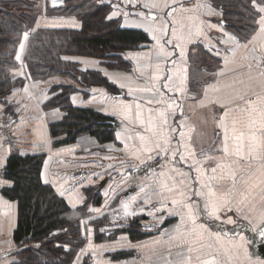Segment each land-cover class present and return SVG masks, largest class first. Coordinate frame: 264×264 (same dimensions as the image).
I'll return each instance as SVG.
<instances>
[{"label":"snow or ice","instance_id":"6c2138e0","mask_svg":"<svg viewBox=\"0 0 264 264\" xmlns=\"http://www.w3.org/2000/svg\"><path fill=\"white\" fill-rule=\"evenodd\" d=\"M128 2L132 3V0ZM142 6L149 12H139L140 22L134 26L142 28L154 41L152 52L137 58L136 71L145 77L144 86L120 83L119 87L127 88L129 95L147 93L145 103L161 107L148 108L145 116L140 103L133 109L131 104L113 97L112 111L126 121L122 132L116 133L117 139L124 136L123 150L141 164L156 160L159 163L154 169L149 165L147 177L152 182L141 185L129 201L121 202L124 215L135 214L129 212V208L141 194L144 204L155 198L160 202L156 211H167L169 216L179 218L166 239L162 233L154 242L157 246H167L164 264H228L239 251L247 253L248 240L240 231L229 236L214 228L231 224L240 229L247 228L264 240V0H251L256 27L247 43L241 44L236 37L224 33L227 39L222 42L232 47L224 55V69L219 75L224 76L230 71L233 76L229 82L217 81L205 87L204 99L199 101L201 108L211 104L223 109L218 120L213 117L216 127L221 130L216 133L220 139L216 154L197 153L192 142L195 128L185 119L178 125L175 123L177 110L183 116L182 106L175 97L177 93L181 96L187 93V46L205 35V26L222 30L223 25L210 24L203 19L217 14L206 0H190L189 6L180 0H145ZM116 15L113 12L108 19ZM124 15L127 18L128 14ZM28 40L29 32L25 31L19 41L17 61H21ZM153 54L156 57L154 63ZM216 54L220 53L217 51ZM140 59L147 63L141 65ZM169 61L170 69L166 67ZM210 91L217 95L210 97ZM166 92L172 93V97H166ZM177 134L179 139H175ZM208 161L212 164L206 168L204 165ZM3 163L0 160V166ZM180 164L186 165L188 171ZM44 167L47 170V162ZM192 170L195 177L191 176ZM42 179L44 183L49 182L44 174ZM149 188L152 191H148ZM56 191L61 197H67L73 206L83 199L76 189H65L63 185L56 187ZM89 211L98 212L99 209L90 208ZM232 212L240 220L247 221V225H241L227 215ZM222 215L227 218L222 219ZM213 222L219 223L214 225ZM91 248L89 241L88 249ZM173 248L177 249L174 260L171 259Z\"/></svg>","mask_w":264,"mask_h":264},{"label":"crops","instance_id":"0c3cea01","mask_svg":"<svg viewBox=\"0 0 264 264\" xmlns=\"http://www.w3.org/2000/svg\"><path fill=\"white\" fill-rule=\"evenodd\" d=\"M35 1L0 0V8L10 10L19 17V23L24 32H29V39L31 32L40 29L77 30L81 28V22L77 18L48 14V7H61L64 0H55V5L54 0H39L38 5L36 4L34 7L30 3ZM105 1L112 2L114 6L112 13H117L112 18L119 19L123 28L144 31L134 25L140 22L139 12L145 14L149 12L147 8L142 6L145 0H132V3H129L128 0ZM214 1L206 0L217 14L204 16L203 19L210 24L219 25L222 23V30L205 26V35L197 37L193 43L187 46L189 77L187 93L184 96L177 93L175 97L183 109V116H181L180 110H177L175 123L178 125L181 119H185L187 123L191 124L195 128L192 134V142L197 153L204 151L210 154H216L220 147V139L216 133L221 130L216 127L213 117L215 116L218 120L223 109L211 104L201 108L199 101L204 99L203 89L205 87L213 85L217 81L229 82L233 76L230 71H226L224 76L219 75L224 69V55L227 54V49L231 48L232 45L222 42L227 39L224 33L229 32L223 23L222 10L214 4ZM180 2L185 6L190 4V0H180ZM153 11L157 10L153 9ZM124 13L128 14L127 18H125ZM26 21L30 22L27 27L24 25ZM38 22L39 27H37ZM28 42L29 40L26 42L25 52L21 55V61H17L15 55L17 66L11 70V77L25 80L23 86L14 89L8 96L0 97V115L10 118L13 124V132L10 137L0 136V160L4 161L3 166H0V181H4V183H0V264H12L15 261V256L5 255L16 247L14 231L18 222V207L17 202L8 199L3 194V189L12 186V182L5 177L4 170L9 156L13 153L43 154L45 160L41 177L42 174L46 175L49 181L46 184L51 185L55 191L56 187L60 185H63L65 189H76L83 198L73 206L68 203L67 197H62L73 209L84 207L81 215V237H85L82 238L84 244L72 264H164L167 246H157L154 242L161 238L162 233L166 239L167 233L171 232L179 218L169 216L167 211H156L160 202L155 198L148 204H144L143 194L137 198L135 203L130 205L129 212L135 214L125 217L121 202L129 201L132 196L139 192L141 185L147 186L152 181L149 179L137 183L129 182L128 174L133 167L141 163L132 159L123 150L124 136L122 134L121 138L117 139L116 133L122 132L126 121H122V118L114 115L112 111L115 102L113 97L125 104H131L133 109H135L136 103H140L145 116L148 115V108L161 107L157 104L147 105L145 103V99L149 95L147 93L129 95L127 88L121 89L119 87L120 83H131L133 87L144 86L145 77L136 71L137 58L152 52L154 41L144 49L124 53V57L132 65L131 71L108 69L102 61L94 58L80 56L67 58V60L79 63L82 72H99L107 80L109 86L80 87L79 89L89 96L84 97L82 92H78L72 96V102L76 107L92 109L112 119L110 124L114 132V138L110 141L101 142L95 137L85 135L68 145L57 144L63 137L54 138L50 134V125L62 121L65 116L64 112L60 108H48L46 104L58 93H52L54 86L78 85L72 79L64 76H57L44 81L31 79L24 63ZM18 51L19 45L16 54ZM217 51L220 53L219 55L216 54ZM155 60L156 57L153 54V63ZM139 63L143 65L147 61L140 59ZM166 67L169 69L172 67L171 61ZM231 67L230 65L229 68ZM172 95V93L166 92V97H172ZM214 95L217 94L209 92L210 97ZM170 123H172L171 120ZM175 139H179L178 134ZM173 146H175V140ZM45 162H47V170L44 167ZM211 164L212 162L208 161L204 166L207 168ZM179 166L188 171L186 165L180 164ZM195 175V171L192 170L191 176L195 177ZM42 181L44 182L43 179ZM148 191H152V189L149 188ZM256 205L259 209L258 200ZM90 208L99 209V211H89ZM227 215L232 216L238 222L247 223V221L240 220L235 212ZM161 217H163L162 223L160 222ZM226 218L222 215V219ZM134 222L140 224L139 231L148 233L150 236L142 240H133L125 230H128ZM97 223L101 224L99 232L95 228ZM213 223L215 225L219 222ZM225 225L228 228L235 226ZM214 230L221 231L218 228H214ZM97 234L102 237L101 240H96ZM242 234L247 239L246 234ZM89 241L92 244L91 249H88ZM249 244L248 241L246 254L243 250L239 251L238 255L234 254V258L228 261V264L263 263L259 258L250 256ZM82 249H86V251L82 252ZM172 251L171 259L174 260L177 249L173 248Z\"/></svg>","mask_w":264,"mask_h":264},{"label":"trees","instance_id":"16d2710c","mask_svg":"<svg viewBox=\"0 0 264 264\" xmlns=\"http://www.w3.org/2000/svg\"><path fill=\"white\" fill-rule=\"evenodd\" d=\"M61 7H48V14L74 17L81 22L77 30L40 29L31 32L24 63L33 80L44 81L57 76L72 79L75 85L52 88L58 92L46 104L48 108H60L65 116L62 121L50 125L54 138L63 137L59 145H68L81 136L89 135L101 142L113 140L111 121L107 116L92 110L76 107L72 96L85 93L77 78L79 75L87 86H109L99 72H82L80 64L67 58L80 56L100 60L112 70L131 71L132 65L124 57L127 51L141 50L152 42L141 30L125 29L119 19H108L114 6L105 0H64ZM222 10L226 30L240 43H247L253 29L251 0H215ZM29 21L24 22L27 27ZM24 33L19 17L10 10L0 8V97L8 96L25 80L11 77L15 68V55ZM43 154L13 153L5 167V177L12 186L3 189L8 199L17 202V227L14 231L16 245L12 264H72L81 247V215L84 207L71 208L54 188L42 181ZM101 224L95 225L99 232ZM134 222L125 230L133 240L150 236L139 231ZM99 234L96 240H101ZM126 256V255H123Z\"/></svg>","mask_w":264,"mask_h":264},{"label":"water","instance_id":"95a60500","mask_svg":"<svg viewBox=\"0 0 264 264\" xmlns=\"http://www.w3.org/2000/svg\"><path fill=\"white\" fill-rule=\"evenodd\" d=\"M73 76L77 78L80 85H82L83 87H87V85L82 81L81 76L74 75V74ZM238 223L241 225H247V223H244V222H238ZM215 224H218V223H215ZM218 229H220L222 232H227L229 236H234L237 231H240L241 233H245L250 243L249 244L250 256L253 258H259L264 263V240H262L257 233L253 231H249L247 230V228L240 229V228H237L236 226L228 228L225 224H223ZM20 246L21 244L16 245V247H14V250L6 254L5 256L14 255Z\"/></svg>","mask_w":264,"mask_h":264},{"label":"built area","instance_id":"2783aa9c","mask_svg":"<svg viewBox=\"0 0 264 264\" xmlns=\"http://www.w3.org/2000/svg\"><path fill=\"white\" fill-rule=\"evenodd\" d=\"M13 132V124L11 119L6 117L5 115H0V136L2 137H10ZM159 163L158 160L150 161L148 164H139L133 167V169L128 174V179L130 183H137L142 182L145 180H149L150 178L147 177L148 171L151 168H156L157 164ZM85 238L84 236L82 237Z\"/></svg>","mask_w":264,"mask_h":264},{"label":"rangeland","instance_id":"374dc122","mask_svg":"<svg viewBox=\"0 0 264 264\" xmlns=\"http://www.w3.org/2000/svg\"><path fill=\"white\" fill-rule=\"evenodd\" d=\"M39 3V0H36L35 2H31L30 4H32V6L36 7L35 5L37 4L38 5ZM260 264H264V263H260Z\"/></svg>","mask_w":264,"mask_h":264}]
</instances>
